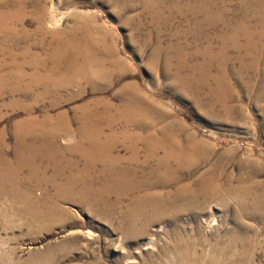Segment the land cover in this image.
<instances>
[{"label":"rangeland","instance_id":"1","mask_svg":"<svg viewBox=\"0 0 264 264\" xmlns=\"http://www.w3.org/2000/svg\"><path fill=\"white\" fill-rule=\"evenodd\" d=\"M21 1L25 9L10 24L12 31L0 30L1 65L12 69L14 58L30 74L28 62L39 59L40 73L46 74L54 66L55 47L70 39L68 31L90 24L96 53L101 55L104 41L111 43L122 67L106 85L92 87L81 80L56 98L34 101L11 95L9 86L0 89V264H264V25L253 17L255 4L214 0L212 10L221 17L210 26L213 18L201 10V0ZM16 2L0 0V10H16ZM259 13L264 15V6ZM240 25L249 29L239 34L235 28ZM250 36L257 50L247 48ZM130 86L136 100L149 104L147 127L121 118ZM143 108L134 105L136 112ZM83 112L93 115L87 130L98 134L102 149L109 148L112 162L86 161L90 144L82 132ZM163 134L176 135L181 147L201 155L170 179L146 175L152 186L144 193L154 195L151 204L136 203L143 192L121 198L107 167L142 177L157 166V157L144 162L145 139ZM32 149H38L36 176L24 158ZM21 153L24 166L4 178L7 168L19 166ZM209 173L208 178L216 175L219 190L211 198L196 191ZM69 182L76 183L68 197H79L92 185L102 202L91 208L61 198L58 188ZM51 197L60 198L63 211L57 216L30 210Z\"/></svg>","mask_w":264,"mask_h":264},{"label":"bare ground","instance_id":"2","mask_svg":"<svg viewBox=\"0 0 264 264\" xmlns=\"http://www.w3.org/2000/svg\"><path fill=\"white\" fill-rule=\"evenodd\" d=\"M11 1V0H10ZM13 1H17L16 5L17 8L16 10H11V9H2L0 10V30L1 29H5L7 28L9 30V32H11L14 27L10 26L11 23H13V21L15 20H19L20 17L22 16V13L25 9V2L24 1H18V0H13ZM66 1V0H65ZM72 1V0H71ZM200 1V0H199ZM259 0H249V2H252V4L254 3L257 11L254 12L253 17H257V24H261V26L264 25V15L260 14V8H263V4L258 2ZM7 2V1H6ZM69 1H67L68 3ZM214 0H210V2H207L208 5L205 4V2H203V0H201L202 3V11L205 12V14L207 15L206 17L212 19V21L210 22V26L215 25V21H213L214 19L216 21L220 20L219 17H221V15L218 17V14L216 11H213V6H214ZM5 3V2H4ZM40 3V1H39ZM71 3V2H69ZM147 3V2H146ZM160 3V2H159ZM243 3V2H242ZM11 4V3H9ZM29 4V3H28ZM150 4V3H148ZM217 4V3H216ZM39 5V4H38ZM147 5V4H146ZM210 5V6H209ZM3 6V5H2ZM41 6V5H40ZM8 7V6H7ZM148 7V6H146ZM6 8V7H5ZM14 8V7H13ZM38 8V7H37ZM40 8V7H39ZM42 8V7H41ZM160 8V7H159ZM221 8V7H220ZM148 9V8H147ZM37 11V10H36ZM40 11V10H39ZM148 11V10H147ZM151 11V10H150ZM223 11V10H222ZM41 12V11H40ZM46 12V11H45ZM198 12V11H197ZM221 12V11H220ZM35 13V12H34ZM151 13V12H149ZM222 13V12H221ZM25 14V13H24ZM37 14V13H36ZM193 14V13H192ZM39 15V13H38ZM25 16V15H24ZM23 16V18H24ZM44 12L41 13L40 15V21H44L46 17H44ZM251 16V15H250ZM38 17V16H37ZM76 17V15H75ZM74 17V18H75ZM212 17V18H211ZM244 17V16H243ZM79 19V21H77ZM247 19V18H246ZM74 20V19H73ZM77 23L80 22V18H77ZM19 22V21H18ZM23 22V19H22ZM20 22V23H22ZM86 24V23H84ZM221 24V23H220ZM16 25V23H15ZM80 25V24H79ZM90 25V24H88ZM78 26L75 25L73 26L69 31H68V36L70 39L67 42H63L62 44L58 45V47H55L54 49V57H53V64L54 65L51 69H49L46 74H41L40 71L41 67H40V62L37 59H32L31 61L28 62V64L32 67V72L29 74V72L27 73L26 71V67L25 64H23L22 62L17 63V61H14L11 59L12 61V69L7 68L6 62L5 64L1 65V61H0V89H3L4 87L8 88L7 86H9V91L11 93V95H24L27 97L30 96L34 101L36 100H40V98H46V97H52V98H56L57 96H60L61 93H64L63 91L66 92V90H68L73 84L76 85L75 83L78 84V82H80L81 80H85L86 82H88L92 87H95L99 84L103 85V84H108L110 82V80L116 76L117 72L120 70V68L122 67V62L119 58H117V55L115 53L114 50V46L111 43H108L107 41H104V49L103 51H101V55L97 54L95 49L96 46L98 44H94L93 42L90 41L91 38V33L93 32L91 26ZM98 25V24H97ZM202 25V23H201ZM227 25V24H226ZM14 26V25H13ZM18 26V25H17ZM40 26V24L38 25ZM246 26V25H245ZM248 26V25H247ZM250 26V25H249ZM260 26V25H259ZM101 27V26H100ZM41 28V27H39ZM227 28V27H226ZM98 29V27H97ZM234 29V28H233ZM237 29V33L241 32V29H249L244 27V25H240ZM234 29V30H235ZM8 30H5L8 31ZM39 30V29H38ZM42 30V29H41ZM40 30V31H41ZM44 30V29H43ZM233 30V31H234ZM242 30V31H243ZM253 30V29H252ZM256 30V29H255ZM260 30V29H259ZM262 30V28H261ZM17 31V30H16ZM106 31V30H105ZM4 32V34H5ZM67 32V31H66ZM81 32V33H80ZM99 36L101 38V40H106L105 37V33L104 30L102 28H100L98 30ZM245 32V31H244ZM255 32V31H254ZM3 33V32H2ZM47 33V31H46ZM256 33V32H255ZM10 34V33H9ZM24 34V33H22ZM55 34V33H54ZM221 34V33H220ZM240 34V33H239ZM238 34V35H239ZM247 34V33H246ZM250 34V32L248 33ZM261 34V32H260ZM12 35V34H11ZM42 36V34H40ZM57 35V34H56ZM81 35V39L79 38V36ZM233 35V34H232ZM235 35V34H234ZM259 35V34H258ZM19 36V35H18ZM225 36V35H224ZM254 36V35H252ZM262 36V35H260ZM11 37V36H10ZM47 37V36H45ZM58 37V36H56ZM60 37V36H59ZM232 37V36H231ZM239 37V36H238ZM244 37V36H243ZM259 37V36H258ZM257 37V38H258ZM15 38V37H14ZM19 38V37H18ZM223 38V36H222ZM233 38V37H232ZM245 38V37H244ZM251 36L249 37V44L247 43L248 47L247 48H252L254 46V40H250ZM61 39V38H60ZM237 39V38H236ZM235 39V40H236ZM261 39V38H260ZM258 39V40H260ZM263 39V38H262ZM13 40V38H12ZM16 40V39H15ZM94 40V39H93ZM100 40V41H101ZM233 40V39H232ZM238 40V39H237ZM245 40V39H244ZM264 41V39H263ZM12 42V41H11ZM10 42V43H11ZM99 42V41H97ZM8 43V42H7ZM9 43V44H10ZM61 43V42H60ZM3 44V43H2ZM6 44V43H5ZM18 45V44H17ZM172 46V45H171ZM233 46V45H232ZM244 47V46H243ZM173 48V47H172ZM176 48V47H174ZM263 48V47H262ZM100 49V48H99ZM168 49V48H167ZM241 49V48H240ZM253 49H256V43H255V48L253 47ZM175 50V49H174ZM178 51V48L176 49ZM243 50V49H242ZM257 50V49H256ZM28 51V49H27ZM52 51V50H51ZM172 52V51H171ZM251 52V51H250ZM177 53V52H176ZM258 53V52H257ZM160 54V53H159ZM179 55V54H178ZM251 55V54H250ZM4 56V55H3ZM18 56V55H17ZM210 56V55H209ZM252 56V55H251ZM258 56V55H257ZM178 57V56H177ZM176 57V58H177ZM40 58V57H39ZM166 58V57H165ZM173 58V57H172ZM244 58V57H243ZM50 59V58H49ZM52 60V59H50ZM176 60V59H175ZM174 60V61H175ZM256 61V60H255ZM48 62V60H47ZM253 62V61H252ZM178 63V62H176ZM175 63V64H176ZM182 63V62H181ZM224 63V62H223ZM45 64V63H44ZM168 64V62H167ZM180 63H178L179 65ZM43 65V64H42ZM41 65V66H42ZM166 65V64H165ZM181 65V64H180ZM11 67V66H10ZM44 67V65H43ZM181 67V66H180ZM61 68L64 69V71L61 72ZM169 68V67H168ZM167 70V69H166ZM168 71V70H167ZM79 85V84H78ZM104 85V87H105ZM39 86H43L41 91H36V89ZM77 86V85H76ZM108 87V86H107ZM106 88V87H105ZM126 91H128V86L125 87ZM102 89V88H101ZM39 90V89H38ZM103 90V89H102ZM131 92V94H123V98H124V106L122 108V111L120 113V115L122 116V120L125 121L127 124H137L141 127H147L146 125V120L150 117L147 116L150 112L149 110V104L143 103L145 101H143L142 99L140 100H136L137 96L135 95V90L133 88V86H130L129 89ZM6 91V90H3ZM7 92V91H6ZM124 92V93H125ZM3 93V92H2ZM6 94V93H5ZM8 94V93H7ZM70 94V93H69ZM74 95V94H73ZM4 96V95H3ZM1 96V97H3ZM21 97V96H20ZM63 96H61L62 98ZM71 98V97H70ZM48 99V98H46ZM51 99V98H50ZM52 100V99H51ZM69 100V98H68ZM141 100L143 102H141ZM14 101V100H13ZM17 101V99H16ZM53 101V100H52ZM140 101V102H139ZM54 102V101H53ZM140 104L142 106H144L143 110L136 112L134 110V105ZM139 106V105H138ZM137 106V107H138ZM136 107V106H135ZM120 108V107H119ZM121 109V108H120ZM117 112V111H116ZM84 113V112H83ZM148 113V114H147ZM85 118H83L82 123L84 124L82 127V132L83 134L87 137L86 139H88L89 142V146L90 148L86 149V151H84V155L86 156V161L89 162V164L92 163V161H99V160H105V161H109L112 162L113 159L110 158V156L108 155V150L109 148H101L103 147V141L98 139V134L95 133L96 135L92 134L90 132L89 126L92 122L93 119V115L91 116L90 114L88 115L87 113H84ZM102 115V114H101ZM106 116V115H105ZM138 117V118H137ZM98 118V119H97ZM97 121L100 120V116H97ZM120 118V119H121ZM96 119L94 121H96ZM103 119V118H102ZM108 119V118H106ZM149 120V119H148ZM102 121V120H100ZM105 121V120H104ZM34 122V121H33ZM21 123V122H20ZM27 123V122H26ZM32 123V122H30ZM36 123V122H34ZM93 123V122H92ZM109 126L112 124V121L109 119L108 122H106ZM124 123V122H123ZM25 124V123H24ZM29 124V123H28ZM33 124V123H32ZM54 124V123H53ZM146 124V125H145ZM92 125V124H91ZM30 126V125H29ZM28 126V127H29ZM16 127V126H15ZM18 127H22L18 126ZM27 127V125H26ZM27 127V128H28ZM32 127V126H31ZM45 127V126H44ZM54 127V126H53ZM33 128V127H32ZM30 129V128H29ZM94 133V132H93ZM21 134V133H20ZM19 134V135H20ZM3 135V134H2ZM0 135V136H2ZM80 137V136H79ZM153 136H149L145 139V141L147 142L146 144L149 146L146 148V155H145V161L147 162L149 161L151 158H155L157 157V166L154 169H151V171L147 172L146 174H142V177H140V175H137L135 172V174L133 175V173H130L128 171V169H124L123 167L121 168H117L115 169L113 166L109 167L108 164L105 166L107 167V170L105 171L106 174L109 175V177L114 178L115 180V184H112L113 187L117 186L118 189L114 188L115 190H120V195L121 198H125L126 196H128L129 193L131 192H143L146 191H150L149 187L152 186V184H149L147 182V178L145 177L146 175L150 174L155 175L157 177H162L164 178H169L172 176H175L176 172L178 170H182V168L186 167L188 164L192 163L193 161H195V159L197 157H199L201 154L196 152L193 149H185L183 147H181L182 145H180L177 141H176V135L173 134H163L161 137H158L157 140H154L152 138ZM37 138V137H36ZM137 138V137H134ZM2 139V137H1ZM21 139V138H20ZM19 139V142H20ZM80 139V138H79ZM23 140V139H22ZM37 140V139H36ZM3 142V141H2ZM35 142V141H34ZM81 142V141H80ZM30 144V143H29ZM80 144V143H79ZM82 144V143H81ZM1 145V143H0ZM17 145V144H16ZM24 145V144H23ZM186 145V144H185ZM4 146V144H3ZM132 148H133V153L134 155L137 157L138 155V151L135 148L134 144L131 143ZM167 146V147H165ZM29 147V146H28ZM98 147V148H96ZM31 149V147H30ZM36 149V148H35ZM32 149L30 151H28V156L24 157L26 159V163L27 165H31V171L32 174H34L36 176V170L33 167L34 164V157L35 154L37 153L38 149L35 150ZM19 151V150H18ZM26 151V150H25ZM76 151V150H74ZM83 152V150H82ZM56 153V152H55ZM161 153V154H160ZM45 154V153H44ZM3 155V154H2ZM37 155V154H36ZM84 156V157H85ZM207 156V155H206ZM18 157V156H17ZM23 155L21 153V156L19 155V166L16 167L15 169H10L7 168V170L5 171L4 175H6V177L4 178H11L14 174H16L19 169H21V166H24L22 164V158ZM2 158V157H1ZM36 158V157H35ZM3 159V158H2ZM1 159V160H2ZM134 159V158H133ZM136 159V158H135ZM3 161V160H2ZM1 161V162H2ZM134 161V160H133ZM104 162V161H103ZM174 162V163H173ZM25 163V162H23ZM106 163V162H104ZM143 163V160H142ZM171 163H173L174 165H172ZM4 164V163H3ZM112 164V163H111ZM138 164V163H137ZM139 164H141L139 162ZM145 164V163H144ZM26 165V166H27ZM197 165V163H196ZM146 166V165H145ZM190 166V165H189ZM192 166V165H191ZM190 166V167H191ZM194 166V165H193ZM145 168V167H144ZM4 170V169H3ZM23 170V169H22ZM137 170V169H136ZM1 171V170H0ZM87 171V170H86ZM104 171V170H103ZM145 171V170H144ZM143 171V172H144ZM148 171V169H147ZM142 173V172H141ZM212 173V172H211ZM175 174V175H174ZM214 174V173H213ZM33 175V176H34ZM87 175V174H86ZM210 175H204L203 177L200 178L199 180V184H198V189L196 190L199 194H203L206 197L209 196L208 198L211 197H216L219 195V190L216 186L215 183V179H216V175H213L215 177V179L212 177L208 178V176ZM15 176V175H14ZM115 176V177H114ZM150 176V177H151ZM178 176V175H177ZM32 177V175H31ZM154 177V176H153ZM3 178V177H2ZM179 178V177H178ZM149 179V178H148ZM152 179V177H151ZM149 179V180H151ZM175 179V178H174ZM214 179V180H213ZM8 180V179H7ZM155 180V179H154ZM177 180V179H176ZM1 181V180H0ZM3 181V179H2ZM79 181V180H78ZM156 181V180H155ZM154 181V182H155ZM162 181V180H161ZM4 182V181H3ZM76 182H69V183H65L63 186H61L60 188H58V194H60L61 198H67V194L72 193L73 187L75 186ZM82 183V182H81ZM84 183V182H83ZM157 183V182H156ZM161 183V182H159ZM2 184V182H1ZM163 184V183H162ZM77 185V184H76ZM83 185V184H82ZM86 185V184H85ZM84 185V187H86ZM108 185V184H106ZM159 185V184H158ZM78 186V185H77ZM80 186V185H79ZM82 187V186H81ZM108 187V186H107ZM157 187V186H156ZM153 187V188H156ZM160 187V186H159ZM89 190H85L83 193V195L78 196H71V198L68 197V200L72 199V200H78L81 201L83 204H85L86 206H89L91 208H97V206L102 202V196H97L96 192L98 191H93L95 188L94 186ZM104 188V187H102ZM109 188V187H108ZM107 188V189H108ZM152 188V187H151ZM98 189V188H97ZM106 190V189H105ZM183 190V189H182ZM104 191V190H103ZM112 191H114L112 189ZM154 191L151 190V192ZM156 191V190H155ZM154 191V193H155ZM196 191H193L196 192ZM94 194L93 198H90L88 196L89 193ZM108 192V191H107ZM116 192V191H115ZM178 192V191H177ZM197 192L195 194H197ZM81 193V194H82ZM101 193V192H99ZM109 193V192H108ZM62 194V195H61ZM103 194V193H102ZM101 194V195H102ZM107 194V193H106ZM114 194V193H113ZM140 194V193H139ZM145 195H140L137 197L136 199V203L139 205L141 202L143 204V202H147L149 200H152V198H154L153 194H146ZM183 194V193H181ZM180 194V195H181ZM192 194V191H191ZM30 195V194H29ZM96 195V196H95ZM100 195V194H99ZM111 195V193H110ZM109 196V195H108ZM145 196V197H143ZM193 196V195H192ZM198 196V194H197ZM202 196V195H201ZM30 197V196H29ZM118 197V196H116ZM120 197V196H119ZM184 197V196H183ZM190 197V194H189ZM31 198V197H30ZM163 198V197H161ZM60 198H58L59 200ZM64 199V200H65ZM57 199H49L48 201H44V202H39V203H34L32 207V209H30L31 211L33 210V212L36 215H39L41 217L43 216H48V217H55L58 214H60L63 210L60 208V205L58 203ZM105 200V199H104ZM154 200V199H153ZM159 200V199H158ZM157 200V201H158ZM163 200V199H162ZM156 201V200H155ZM104 202V201H103ZM150 202V201H149ZM154 202V201H153ZM135 203V202H134ZM155 203V202H154ZM29 204V203H28ZM147 204V203H145ZM149 204V203H148ZM151 204V202H150ZM163 204V203H162ZM136 205V204H135ZM102 206V205H101ZM162 206V205H161ZM164 206V205H163ZM162 206V207H163ZM139 207V206H138ZM142 207V206H141ZM156 207V206H155ZM157 208V207H156ZM98 210V209H97ZM161 210L160 206L158 207V211ZM164 210V209H163ZM96 211V210H95ZM157 211V210H156ZM154 211V212H156ZM157 214V213H156ZM159 214V213H158ZM164 215V213H163ZM157 216V215H156ZM158 217V216H157ZM162 217V216H161ZM163 218V217H162ZM161 220V219H160Z\"/></svg>","mask_w":264,"mask_h":264}]
</instances>
